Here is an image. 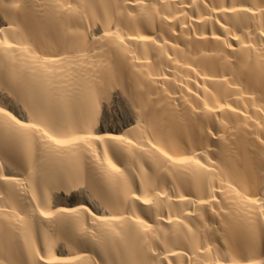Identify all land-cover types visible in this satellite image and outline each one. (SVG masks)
<instances>
[{"label":"bare ground","instance_id":"obj_1","mask_svg":"<svg viewBox=\"0 0 264 264\" xmlns=\"http://www.w3.org/2000/svg\"><path fill=\"white\" fill-rule=\"evenodd\" d=\"M0 264H264V0H0Z\"/></svg>","mask_w":264,"mask_h":264},{"label":"rangeland","instance_id":"obj_2","mask_svg":"<svg viewBox=\"0 0 264 264\" xmlns=\"http://www.w3.org/2000/svg\"><path fill=\"white\" fill-rule=\"evenodd\" d=\"M116 104H113V107H112V105H110V109H109V107L107 108V110L108 111H110V112H113V113H117V111H118V113L122 110V106H120V105H116ZM120 106V107H119ZM117 108H119V110H117Z\"/></svg>","mask_w":264,"mask_h":264}]
</instances>
